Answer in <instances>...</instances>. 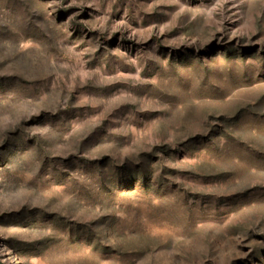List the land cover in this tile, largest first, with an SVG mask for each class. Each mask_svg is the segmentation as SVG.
Instances as JSON below:
<instances>
[{
  "label": "rangeland",
  "instance_id": "rangeland-1",
  "mask_svg": "<svg viewBox=\"0 0 264 264\" xmlns=\"http://www.w3.org/2000/svg\"><path fill=\"white\" fill-rule=\"evenodd\" d=\"M0 264H264V0H0Z\"/></svg>",
  "mask_w": 264,
  "mask_h": 264
}]
</instances>
